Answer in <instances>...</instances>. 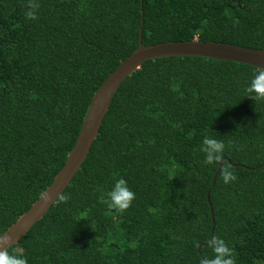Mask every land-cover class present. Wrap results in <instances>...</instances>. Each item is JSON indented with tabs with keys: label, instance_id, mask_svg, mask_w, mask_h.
Returning <instances> with one entry per match:
<instances>
[{
	"label": "trees",
	"instance_id": "trees-1",
	"mask_svg": "<svg viewBox=\"0 0 264 264\" xmlns=\"http://www.w3.org/2000/svg\"><path fill=\"white\" fill-rule=\"evenodd\" d=\"M27 3L0 0V235L51 184L140 29L144 46L264 48V0H35L34 21ZM260 72L199 57L142 63L113 96L67 199L6 253L26 264H199L218 236L235 264H264V102L243 92ZM205 132L226 145L214 167L199 152ZM225 165L237 177L227 185ZM117 177L135 199L106 214Z\"/></svg>",
	"mask_w": 264,
	"mask_h": 264
},
{
	"label": "water",
	"instance_id": "water-1",
	"mask_svg": "<svg viewBox=\"0 0 264 264\" xmlns=\"http://www.w3.org/2000/svg\"><path fill=\"white\" fill-rule=\"evenodd\" d=\"M171 57H199L235 62L255 67L264 72V48L254 50L199 40L144 46L141 42L140 29L137 49L120 62L93 94L74 145L51 184L41 192L38 199L31 204L26 212L0 235V252H6L7 249L19 241L47 213L70 184L98 136L111 100L124 79L137 71L142 63L146 61ZM216 173L211 186L214 185Z\"/></svg>",
	"mask_w": 264,
	"mask_h": 264
},
{
	"label": "clouds",
	"instance_id": "clouds-1",
	"mask_svg": "<svg viewBox=\"0 0 264 264\" xmlns=\"http://www.w3.org/2000/svg\"><path fill=\"white\" fill-rule=\"evenodd\" d=\"M39 4L35 0H28L27 10L24 12L26 21L36 20V10ZM244 94L249 99L257 102H264V72H260L252 82L243 89ZM225 143L222 140L210 136L207 132L202 136L199 145V152L203 154V165L215 166L220 163L225 152ZM220 176L224 184L235 182L237 177L233 173L230 166L225 165L220 170ZM104 204L110 214L113 211L116 214H123L135 199V193L130 190L125 179L117 177L113 179L112 185L104 194ZM61 200H66L67 196H61ZM151 212V209H148ZM209 247L213 255L211 258L204 256L200 258L199 264H235V256L233 250L218 236H212L208 241ZM0 264H26L24 258L10 256L6 252H0Z\"/></svg>",
	"mask_w": 264,
	"mask_h": 264
}]
</instances>
